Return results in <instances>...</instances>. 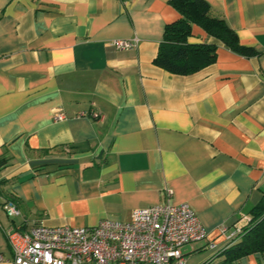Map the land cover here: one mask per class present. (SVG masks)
Listing matches in <instances>:
<instances>
[{"label": "crops", "instance_id": "obj_1", "mask_svg": "<svg viewBox=\"0 0 264 264\" xmlns=\"http://www.w3.org/2000/svg\"><path fill=\"white\" fill-rule=\"evenodd\" d=\"M205 1L256 54L194 25L190 42L218 44L217 59L181 76L153 63L180 18L171 0H0V264L36 225L94 227L164 203H188L207 231L182 248L188 264H229L264 196V0Z\"/></svg>", "mask_w": 264, "mask_h": 264}, {"label": "built area", "instance_id": "obj_2", "mask_svg": "<svg viewBox=\"0 0 264 264\" xmlns=\"http://www.w3.org/2000/svg\"><path fill=\"white\" fill-rule=\"evenodd\" d=\"M138 43L119 39L113 46L126 51ZM92 117L102 119L96 113ZM5 211L18 214L13 204ZM248 223L236 227L234 239ZM9 239L14 264H188L182 248L206 240L207 231L188 203H164L133 210L127 221L107 218L94 227L40 224Z\"/></svg>", "mask_w": 264, "mask_h": 264}, {"label": "trees", "instance_id": "obj_3", "mask_svg": "<svg viewBox=\"0 0 264 264\" xmlns=\"http://www.w3.org/2000/svg\"><path fill=\"white\" fill-rule=\"evenodd\" d=\"M180 18L167 24L163 41L154 59L155 66L175 75L188 76L215 63L218 44L214 42L191 43L193 26L201 27L209 36L231 50L252 56L256 51L243 46L233 31L220 17L212 14L205 0H171ZM3 163H0V168ZM251 220L225 250L226 262L233 264L241 258L264 253V196L251 211Z\"/></svg>", "mask_w": 264, "mask_h": 264}]
</instances>
